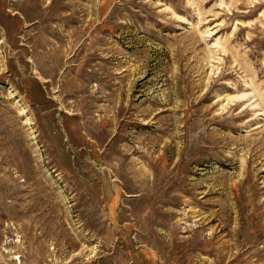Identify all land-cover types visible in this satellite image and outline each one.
<instances>
[{
    "label": "rangeland",
    "instance_id": "1",
    "mask_svg": "<svg viewBox=\"0 0 264 264\" xmlns=\"http://www.w3.org/2000/svg\"><path fill=\"white\" fill-rule=\"evenodd\" d=\"M0 264H264V0H0Z\"/></svg>",
    "mask_w": 264,
    "mask_h": 264
}]
</instances>
